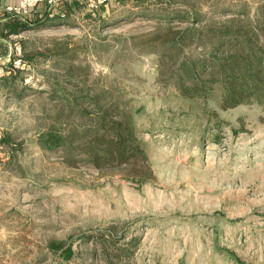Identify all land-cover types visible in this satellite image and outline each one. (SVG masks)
Here are the masks:
<instances>
[{
	"label": "rangeland",
	"instance_id": "374dc122",
	"mask_svg": "<svg viewBox=\"0 0 264 264\" xmlns=\"http://www.w3.org/2000/svg\"><path fill=\"white\" fill-rule=\"evenodd\" d=\"M261 4L69 0L43 24L14 16L32 20L19 33L0 25V264H264V106L178 87L204 16ZM190 8L201 22L169 18ZM192 23L195 42L176 43ZM100 90L131 109L145 157H90L94 106L70 99Z\"/></svg>",
	"mask_w": 264,
	"mask_h": 264
},
{
	"label": "trees",
	"instance_id": "16d2710c",
	"mask_svg": "<svg viewBox=\"0 0 264 264\" xmlns=\"http://www.w3.org/2000/svg\"><path fill=\"white\" fill-rule=\"evenodd\" d=\"M33 10L29 15L35 14H32ZM39 11L37 14L42 16L35 14V22L43 24L51 15L45 6ZM182 11L176 10L177 14L169 18L202 21L198 10L190 8L181 15ZM223 12L224 18L215 15L207 19L204 16V34H207L204 37V55L186 56L181 60L178 87L186 96H206L211 89L219 86L223 92L222 106L225 108L252 101L264 106V4L257 6L255 15L245 8L233 12L226 9ZM229 13L231 15L228 16ZM14 16L10 14L4 23L10 33H19L32 23L30 18V21L22 22L23 26H18L19 21ZM191 30L201 32L199 26L188 24L183 30L176 31L179 33L176 43H194L195 39L190 38L191 42L186 39ZM85 103L94 106L91 118L96 121L85 133H90L89 142H94L89 151L97 166L114 159L123 162L138 154L145 155L144 147L135 135L131 109L124 102L112 95L107 96L103 90L70 99L73 108ZM49 137L54 149L67 150L71 145L69 137L58 135L57 132L51 131ZM1 141L6 140L1 138Z\"/></svg>",
	"mask_w": 264,
	"mask_h": 264
},
{
	"label": "built area",
	"instance_id": "2783aa9c",
	"mask_svg": "<svg viewBox=\"0 0 264 264\" xmlns=\"http://www.w3.org/2000/svg\"><path fill=\"white\" fill-rule=\"evenodd\" d=\"M69 0H18L16 3H8L5 9L13 15L29 14L31 11L43 5L48 10L50 15L60 14L65 15L64 2ZM86 3L90 7L98 6L108 0H79Z\"/></svg>",
	"mask_w": 264,
	"mask_h": 264
},
{
	"label": "crops",
	"instance_id": "0c3cea01",
	"mask_svg": "<svg viewBox=\"0 0 264 264\" xmlns=\"http://www.w3.org/2000/svg\"><path fill=\"white\" fill-rule=\"evenodd\" d=\"M18 0H0V25L4 24L9 18L10 14L5 7L8 3H16ZM35 10H41L43 9V5L38 6L37 8H34ZM14 16V15H13Z\"/></svg>",
	"mask_w": 264,
	"mask_h": 264
}]
</instances>
